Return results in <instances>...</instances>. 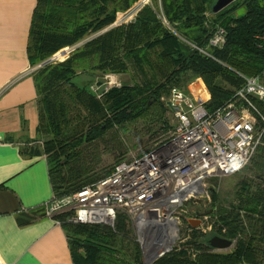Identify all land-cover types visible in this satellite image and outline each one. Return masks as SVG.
Returning <instances> with one entry per match:
<instances>
[{
  "label": "trees",
  "instance_id": "trees-1",
  "mask_svg": "<svg viewBox=\"0 0 264 264\" xmlns=\"http://www.w3.org/2000/svg\"><path fill=\"white\" fill-rule=\"evenodd\" d=\"M137 1L36 0L26 48L31 66L95 34L66 60L40 68L33 77L38 124L30 155L44 157L54 198L98 181L79 165L82 145L135 121L154 105L165 109L162 98L171 88L187 92V84L200 79L209 94L204 108L211 113L233 98L244 84L242 77L264 72V42L258 39L264 33V0H236L216 14L211 12L216 0H154L132 22L111 27ZM218 28L225 41L214 48L209 40ZM86 69L128 73L134 83L102 90L100 98L87 83L75 81ZM250 102L260 143L251 163L262 179L264 104ZM40 135L45 138L36 145ZM239 190L228 211H215L211 194V212L205 214L210 236L184 225L188 240L152 264H264V183H242ZM35 213L43 216V207ZM33 216L22 214L18 224L27 225ZM65 218L61 214L53 220L61 222L73 264H142L124 214L116 216L113 227L73 225ZM214 236L235 241L234 248L216 252L208 245Z\"/></svg>",
  "mask_w": 264,
  "mask_h": 264
},
{
  "label": "built area",
  "instance_id": "built-area-1",
  "mask_svg": "<svg viewBox=\"0 0 264 264\" xmlns=\"http://www.w3.org/2000/svg\"><path fill=\"white\" fill-rule=\"evenodd\" d=\"M151 4L152 0H138L111 27L132 22L142 7ZM258 39L264 42V33ZM224 41V31L218 28L209 45L220 48ZM104 79L106 92L116 80L114 75ZM242 79L244 84L233 98L211 113L196 104L189 91L171 88L163 101L173 118L165 139L140 156L118 163L94 184L59 198L52 196L43 205V215L53 220L63 214L65 222L73 225L113 227L122 213L135 229L142 254L159 252L156 260L164 256L171 250H163L168 240L175 244L183 240L178 214L184 204L203 194L207 179L242 170L257 143L256 112L250 100L264 104V72ZM53 221L60 226V221ZM202 225L211 229L206 218L200 221L201 231Z\"/></svg>",
  "mask_w": 264,
  "mask_h": 264
},
{
  "label": "crops",
  "instance_id": "crops-1",
  "mask_svg": "<svg viewBox=\"0 0 264 264\" xmlns=\"http://www.w3.org/2000/svg\"><path fill=\"white\" fill-rule=\"evenodd\" d=\"M35 5L0 0V264H73L61 226L35 213L53 196L44 157L30 155L38 113L26 48ZM22 214L33 221L20 226Z\"/></svg>",
  "mask_w": 264,
  "mask_h": 264
},
{
  "label": "rangeland",
  "instance_id": "rangeland-1",
  "mask_svg": "<svg viewBox=\"0 0 264 264\" xmlns=\"http://www.w3.org/2000/svg\"><path fill=\"white\" fill-rule=\"evenodd\" d=\"M94 36L95 34L89 36L87 39L80 41L74 47H66L63 49H66V51H74L75 48L83 45L86 41L93 38ZM63 49L58 51L56 54L61 53ZM56 54L45 61L33 65V71L36 73L37 70L48 64L62 62L69 57L70 53L66 54L65 56L63 55V58L60 60L53 59ZM80 72L81 71H77V73ZM79 75L81 76H78L77 79H75L76 83H87L89 90L93 92L95 96L100 98V92L102 90H105L106 87L107 81L104 79V76L106 75H114L116 80L114 86L108 88L107 91L114 87H120L123 84L131 85L134 83L133 79H131V76L128 73L102 74L98 71L90 72L89 69H86L84 73ZM198 80L200 79L189 82L187 84V90L190 87L195 88V84ZM165 98L166 97L162 98L164 102ZM160 122H166V124L164 123V125L167 128H162V124ZM172 124L173 118L166 107L165 109L163 107L161 109L158 106L154 105L148 110L147 113L142 114L135 121L128 122L120 128H113L112 130L107 131L98 141H94L91 144L82 145L80 147L81 161L79 162V165H82L85 171H88L90 175L97 177L96 180H99V178L102 179L101 176L103 175V173L107 172L108 170L111 171L113 167L118 163L130 160L133 157L140 156L141 154L153 148L157 143L161 142V140L165 139L172 131ZM255 130H258L256 124ZM44 138V135H40V137L38 138V142H36V145H40L41 141L39 140H42ZM259 144L260 143H258L257 145L254 144L252 146L251 155L249 156L247 164L242 170L231 176L207 179L204 183L203 194L198 198L192 199L184 204L183 209L178 214V218L181 224L179 234L183 238V240L181 242L177 241L176 244L173 242L171 250L188 240L190 232L187 231L184 225H189L193 229H197L200 226V221L203 222L204 218H206L207 220L209 214L207 216L205 214L211 212V194H214L215 196L214 210L228 211L230 204H232L236 200V195L239 193V188L242 183H249L252 185L253 182L255 184L264 183V177H262V179H259L257 177V173L255 172L256 165H253V162L251 163V160L254 158L259 149ZM195 216H197V218H192ZM129 227L131 230L132 239L138 244L135 229H133L130 224ZM201 229L202 231L205 230V225H202ZM205 231L206 237L212 234V231L211 229L209 230V228ZM234 244L235 241H233L232 246L227 250L215 251L218 253L230 252L234 248ZM127 259H129V257ZM129 261H132V259H129ZM141 261L143 264V257L141 258Z\"/></svg>",
  "mask_w": 264,
  "mask_h": 264
},
{
  "label": "water",
  "instance_id": "water-1",
  "mask_svg": "<svg viewBox=\"0 0 264 264\" xmlns=\"http://www.w3.org/2000/svg\"><path fill=\"white\" fill-rule=\"evenodd\" d=\"M234 1H236V0H216L215 3L213 4L212 8H211L212 14L218 13L219 11L226 8L228 5H230ZM107 29L104 31H107ZM71 51H73V50H70V52ZM61 53H63V52H61ZM188 91L196 99L197 104L202 105L207 101V100L202 101L201 99L196 98V94L194 93V88L190 87V88H188ZM208 100H209V98H208ZM232 244H233V242L226 240V239H223V238H220V237H217V236L211 237L208 240V245L216 251L227 250L232 246ZM158 253L159 252H157L156 254L150 253V254L143 255L142 256L143 257V264H151L152 262H154V260H156V255Z\"/></svg>",
  "mask_w": 264,
  "mask_h": 264
},
{
  "label": "bare ground",
  "instance_id": "bare-ground-1",
  "mask_svg": "<svg viewBox=\"0 0 264 264\" xmlns=\"http://www.w3.org/2000/svg\"><path fill=\"white\" fill-rule=\"evenodd\" d=\"M153 1H154V0H152V3H153ZM135 4H137V2H136ZM135 4H134V5H135ZM151 5H153V4H151ZM103 32H104V31H102L101 33H103ZM62 52H63V53H58V54H56V55L54 56L53 59L60 60V59L63 58V55L65 56L66 54L70 53L69 50L66 51V49H63ZM195 85H196V86H195ZM195 85H194V86H195L194 90H195L196 98H199V99H201L202 101H204V100H207V101H208L209 94H208L207 90L205 89V87L202 85L201 81L198 80V81L196 82ZM182 91H183V90H182ZM184 92H185V91H184ZM186 93H188V91H187ZM192 97H193V96H192ZM193 99H194V101L196 102V99H195L194 97H193ZM207 101H206V102H207ZM206 102H205V103H206ZM205 103H204V104H205ZM196 104H197V102H196ZM204 104H202V106H204ZM198 105H200V104H198ZM144 235L147 236L148 234L145 233ZM172 245H173V239H170V240H168V243L165 244V247L163 248V250H168V249H170ZM145 248H146V251H147V252H151V251H152V250L149 249V247H148L147 245L145 246Z\"/></svg>",
  "mask_w": 264,
  "mask_h": 264
}]
</instances>
